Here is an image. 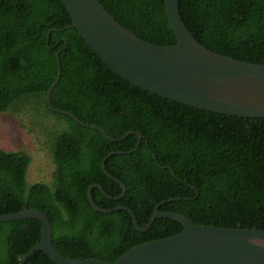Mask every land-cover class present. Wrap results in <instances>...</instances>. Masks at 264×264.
<instances>
[{
	"label": "trees",
	"instance_id": "trees-1",
	"mask_svg": "<svg viewBox=\"0 0 264 264\" xmlns=\"http://www.w3.org/2000/svg\"><path fill=\"white\" fill-rule=\"evenodd\" d=\"M98 1L140 40L177 44L165 0ZM179 12L188 31L209 51L264 65V0H180ZM70 25L60 0H0V113L31 98L66 124L52 141L51 186H28L29 156L0 150V215L43 212L60 255L108 263L133 247L176 235L182 227L160 219L146 233L137 232L128 213L92 209L87 193L93 185L105 192L92 190L97 207H126L142 228L158 204L175 199L159 210L199 226L264 231V120L200 111L136 88L106 67L77 30H63ZM58 51L61 78L51 105L100 127L112 139L129 132L142 136L132 154L114 155L105 163L106 172L126 188L117 201L113 198L122 189L103 172L102 161L113 152L133 151L138 138L110 142L48 108ZM40 231L36 220L0 224V264H18L39 242ZM26 264L53 263L38 252Z\"/></svg>",
	"mask_w": 264,
	"mask_h": 264
},
{
	"label": "water",
	"instance_id": "water-1",
	"mask_svg": "<svg viewBox=\"0 0 264 264\" xmlns=\"http://www.w3.org/2000/svg\"><path fill=\"white\" fill-rule=\"evenodd\" d=\"M60 1L71 19V25L63 30H77L105 66L124 81L152 95L192 109L264 120V65L237 61L201 46L182 21L179 12L180 0H165L169 23L177 39V44L169 47L140 40L115 21L98 0ZM49 36L50 33L47 36V47ZM63 42L67 44L66 40ZM60 54L61 51L56 53V80L46 94L48 108L71 118L81 127L100 132L110 142L132 135L138 138V144L133 151L113 152L102 161L103 172L122 189V195L113 198L117 201L125 196L126 188L106 172L105 163L114 155L132 154L140 147L142 136L137 132H129L115 140L100 127L87 125L72 113L55 109L51 105L50 96L61 78ZM154 160L161 168L156 157ZM162 168L170 170L169 167ZM172 175L176 178L173 172ZM93 189H98L104 195L105 192L99 185L88 189V201L94 211L102 214L124 211L129 214L137 232L146 233L160 219L178 223L182 231L168 238L133 247L114 263L94 258L72 260L56 251L52 243V227L48 216L43 212L23 210L0 215V224L20 220H36L41 223L39 242L20 258L18 264H26L38 252L44 253L53 264H264V231L199 226L183 215L159 210L160 206L174 202L175 199L158 204L148 223L142 228L134 213L126 207L110 210L97 207L92 197ZM192 190L196 191L194 188ZM197 195L196 192V197Z\"/></svg>",
	"mask_w": 264,
	"mask_h": 264
},
{
	"label": "rangeland",
	"instance_id": "rangeland-1",
	"mask_svg": "<svg viewBox=\"0 0 264 264\" xmlns=\"http://www.w3.org/2000/svg\"><path fill=\"white\" fill-rule=\"evenodd\" d=\"M66 124L47 114L37 100L28 98L0 113V150L23 152L30 158L26 172L28 186H51L54 173L52 141Z\"/></svg>",
	"mask_w": 264,
	"mask_h": 264
},
{
	"label": "flooded vegetation",
	"instance_id": "flooded-vegetation-1",
	"mask_svg": "<svg viewBox=\"0 0 264 264\" xmlns=\"http://www.w3.org/2000/svg\"><path fill=\"white\" fill-rule=\"evenodd\" d=\"M116 208H124V207L119 206V207H116ZM114 209H115V208H114ZM118 212H124V211H118Z\"/></svg>",
	"mask_w": 264,
	"mask_h": 264
}]
</instances>
